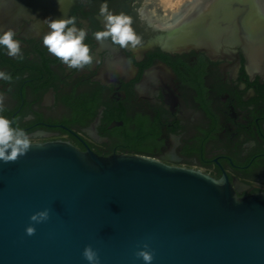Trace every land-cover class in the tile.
Segmentation results:
<instances>
[{
	"label": "flooded vegetation",
	"instance_id": "1",
	"mask_svg": "<svg viewBox=\"0 0 264 264\" xmlns=\"http://www.w3.org/2000/svg\"><path fill=\"white\" fill-rule=\"evenodd\" d=\"M46 1V15L10 8L0 17V27L15 31L23 57L0 45V71L12 78L0 79V115L13 127L32 143L63 142L100 157L137 155L131 147L151 141L148 157L226 179L238 197L264 194V12L258 0H204L170 29L149 20L146 0H106L109 11L132 18L141 37L136 48L94 38L104 30L99 9L105 0L57 1L58 18L75 17L87 32L93 63L80 69L67 67L43 44L45 19H56L53 0ZM37 2L27 0L26 9L39 10Z\"/></svg>",
	"mask_w": 264,
	"mask_h": 264
},
{
	"label": "water",
	"instance_id": "2",
	"mask_svg": "<svg viewBox=\"0 0 264 264\" xmlns=\"http://www.w3.org/2000/svg\"><path fill=\"white\" fill-rule=\"evenodd\" d=\"M16 1L0 0V17L10 8L46 15V0L35 12ZM32 145L0 162V264H89L85 245L99 264H145L134 255L144 243L151 264H264V194L238 197L226 179L144 155ZM44 208L50 218L26 235L30 214Z\"/></svg>",
	"mask_w": 264,
	"mask_h": 264
},
{
	"label": "clouds",
	"instance_id": "3",
	"mask_svg": "<svg viewBox=\"0 0 264 264\" xmlns=\"http://www.w3.org/2000/svg\"><path fill=\"white\" fill-rule=\"evenodd\" d=\"M99 12L104 19V30L93 34L98 42L110 38L113 44L119 45L121 48L129 46L136 48L141 45V37L134 31L130 16L124 13L114 14L109 11L106 0L100 5ZM44 22L49 30L43 36V44L51 54L69 68L80 69L93 63L91 50L84 43L87 32L85 29L76 26L75 17H65L63 14L61 18H46ZM15 36L16 33L12 28L4 29L0 27V45L7 49L9 56L23 58L21 45L17 39H14ZM0 79L11 81L12 78L9 74L0 71ZM0 106H2V98H0ZM12 124V121L0 115V162L5 164L16 162L20 157L26 155L33 146L25 130L13 127ZM49 218V208L31 213L29 216L31 223L25 226L26 235H35L36 228L34 225L45 222ZM134 255L142 259L145 264H151L154 258L147 243L138 248ZM82 256L89 264H99L98 252L91 245H85Z\"/></svg>",
	"mask_w": 264,
	"mask_h": 264
},
{
	"label": "bare ground",
	"instance_id": "4",
	"mask_svg": "<svg viewBox=\"0 0 264 264\" xmlns=\"http://www.w3.org/2000/svg\"><path fill=\"white\" fill-rule=\"evenodd\" d=\"M144 11L160 29L174 28L204 0H146ZM264 12V0H258ZM55 15V14H54Z\"/></svg>",
	"mask_w": 264,
	"mask_h": 264
},
{
	"label": "trees",
	"instance_id": "5",
	"mask_svg": "<svg viewBox=\"0 0 264 264\" xmlns=\"http://www.w3.org/2000/svg\"><path fill=\"white\" fill-rule=\"evenodd\" d=\"M151 141H146V142H139L137 144H134L133 148L137 153V155L140 154H145V156H149V154L152 151V145L150 143Z\"/></svg>",
	"mask_w": 264,
	"mask_h": 264
},
{
	"label": "rangeland",
	"instance_id": "6",
	"mask_svg": "<svg viewBox=\"0 0 264 264\" xmlns=\"http://www.w3.org/2000/svg\"><path fill=\"white\" fill-rule=\"evenodd\" d=\"M142 4L145 6L146 2H145V1H143V2H142Z\"/></svg>",
	"mask_w": 264,
	"mask_h": 264
}]
</instances>
